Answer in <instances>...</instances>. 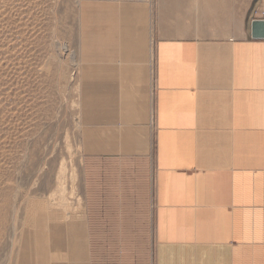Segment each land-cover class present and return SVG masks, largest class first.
<instances>
[{"label":"crops","instance_id":"0c3cea01","mask_svg":"<svg viewBox=\"0 0 264 264\" xmlns=\"http://www.w3.org/2000/svg\"><path fill=\"white\" fill-rule=\"evenodd\" d=\"M83 9L84 160L132 164L137 179L120 192L96 172L90 226L139 212L132 217L148 230L155 181L154 264H264V39L252 37L264 0H101ZM73 224L55 226L67 256L31 264H76ZM41 233L40 242L50 238ZM25 254L18 264L29 263Z\"/></svg>","mask_w":264,"mask_h":264},{"label":"rangeland","instance_id":"374dc122","mask_svg":"<svg viewBox=\"0 0 264 264\" xmlns=\"http://www.w3.org/2000/svg\"><path fill=\"white\" fill-rule=\"evenodd\" d=\"M100 1L0 0V264H18L23 252L28 264L46 254L67 256L68 240L55 226L66 229L69 221L82 252L76 264H94L95 255L102 264H154L155 181L148 230L132 217L139 212L119 211L112 228L89 223L94 212L87 207L95 197L87 191L94 188L96 172L103 174L99 184L120 192L137 181L132 164L84 160L83 8ZM123 197L114 196L118 203ZM39 231L50 238L40 242Z\"/></svg>","mask_w":264,"mask_h":264},{"label":"water","instance_id":"95a60500","mask_svg":"<svg viewBox=\"0 0 264 264\" xmlns=\"http://www.w3.org/2000/svg\"><path fill=\"white\" fill-rule=\"evenodd\" d=\"M252 37L264 39V20H256L252 23Z\"/></svg>","mask_w":264,"mask_h":264},{"label":"bare ground","instance_id":"6f19581e","mask_svg":"<svg viewBox=\"0 0 264 264\" xmlns=\"http://www.w3.org/2000/svg\"><path fill=\"white\" fill-rule=\"evenodd\" d=\"M120 2V1H119ZM255 40V39H254ZM259 40V39H258ZM118 41H120V40H118Z\"/></svg>","mask_w":264,"mask_h":264}]
</instances>
